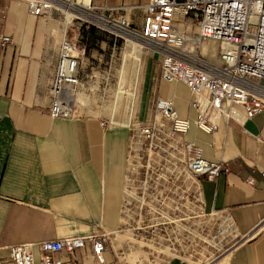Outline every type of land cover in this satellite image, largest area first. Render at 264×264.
Listing matches in <instances>:
<instances>
[{
	"label": "built area",
	"instance_id": "built-area-1",
	"mask_svg": "<svg viewBox=\"0 0 264 264\" xmlns=\"http://www.w3.org/2000/svg\"><path fill=\"white\" fill-rule=\"evenodd\" d=\"M6 1L23 2L33 17L53 11L78 13L86 29L151 46L159 56L160 78L184 83L197 114L180 116L172 98L157 95L149 115L128 124L117 227L13 244L3 264H86L89 259L93 264H127L125 251L133 253L138 243H157L156 255L165 258L164 264L174 257L191 261L197 217L208 223L199 228L216 252L212 259L231 250L239 241L234 221L225 209L206 212L200 187L201 179H217L224 161L204 159L201 148L184 135L192 123L212 133L221 117L241 121L264 112V0H147L139 26L126 15L94 11L90 3L78 0ZM206 40L219 43L217 62L199 52ZM9 41L8 35L0 36L1 45ZM83 55V46L63 37L50 84V116H72L68 98L79 83ZM257 140L263 141L262 136ZM260 174L264 179V168Z\"/></svg>",
	"mask_w": 264,
	"mask_h": 264
},
{
	"label": "crops",
	"instance_id": "crops-1",
	"mask_svg": "<svg viewBox=\"0 0 264 264\" xmlns=\"http://www.w3.org/2000/svg\"><path fill=\"white\" fill-rule=\"evenodd\" d=\"M25 7L0 0V36L10 38L0 44V264L13 244L117 227L124 193L127 123L49 115L60 38L44 30L47 15L33 17ZM62 24L65 32L66 19ZM158 83V95L172 98L180 116H196L184 83ZM184 139L204 159L224 161L216 180H200L203 209L227 210L239 241L211 264L225 256L224 264H264V112L241 121L221 117L212 133L192 123ZM166 264L193 263L174 257Z\"/></svg>",
	"mask_w": 264,
	"mask_h": 264
},
{
	"label": "rangeland",
	"instance_id": "rangeland-1",
	"mask_svg": "<svg viewBox=\"0 0 264 264\" xmlns=\"http://www.w3.org/2000/svg\"><path fill=\"white\" fill-rule=\"evenodd\" d=\"M145 1L92 0L90 5L94 11H111L115 14L126 15L130 22L139 26ZM26 11L30 15L27 9ZM46 15L48 20L44 30L47 35L50 33L58 35L60 43L66 36L68 40L84 47L79 70V83L76 87L77 92L71 99L72 116L97 115L106 124L122 125L125 122L127 127L133 118L138 116L144 118L149 115L154 99L158 95V82L161 80L159 56L151 46L126 36L123 38L114 37L96 28L94 30L86 29L82 17L74 18L71 23L69 22L64 33L62 31V21H65L64 13L53 11ZM192 30L195 29L192 28ZM204 42L206 43L200 44L201 53L209 60L217 61L218 42L213 40ZM124 89L132 92V96L124 94L127 93ZM126 96L130 99L128 100ZM207 225L205 219L196 218L193 237L194 255L191 260L193 264H210L220 258L212 259L216 252L212 251L206 242L209 241V236L199 228L200 226L206 228ZM186 226L187 224L183 223L181 227ZM133 246V253L125 251L124 256L128 260L127 264L165 263L164 257L156 255L157 243H153V245L138 243Z\"/></svg>",
	"mask_w": 264,
	"mask_h": 264
},
{
	"label": "bare ground",
	"instance_id": "bare-ground-1",
	"mask_svg": "<svg viewBox=\"0 0 264 264\" xmlns=\"http://www.w3.org/2000/svg\"><path fill=\"white\" fill-rule=\"evenodd\" d=\"M81 4H84V5H86V4H88V3H90V1L91 0H78ZM63 13H64V16H65V19H66V21H67V23H71L72 22V20L74 19V18H78V17H80V16H83V15H79L78 13L77 14H75V13H73V12H68V11H63ZM65 33V32H64ZM64 36V35H63ZM214 41V40H213ZM203 43H206V42H203ZM202 43V44H203ZM201 44V45H202ZM219 44V43H218ZM136 45V44H135ZM137 45H139V44H137ZM201 45H200V53H201ZM140 46V45H139ZM202 54V53H201ZM202 56H204L203 54H202ZM204 58H206V57H204ZM207 59V58H206ZM208 61H210V62H217L218 61V59H217V61H211V60H209V59H207ZM137 65V64H136ZM136 71H137V69H136ZM136 71H135V73H136ZM124 91H127L126 89H124ZM76 92H77V90L76 89H73V91L70 93V95H69V98H68V107L71 109L72 108V106H71V99H73L74 97H75V94H76ZM131 93L132 92H130V91H127V93H124V94H126L127 96H128V94L130 95V97H131ZM126 96V98H128V100L130 99V97H127ZM124 99V98H123ZM125 102H127V101H125ZM124 102V106L126 105V103ZM226 260H227V256H225L222 260H221V262H220V264H224L225 262H226ZM211 264V263H210Z\"/></svg>",
	"mask_w": 264,
	"mask_h": 264
},
{
	"label": "trees",
	"instance_id": "trees-1",
	"mask_svg": "<svg viewBox=\"0 0 264 264\" xmlns=\"http://www.w3.org/2000/svg\"><path fill=\"white\" fill-rule=\"evenodd\" d=\"M95 28L94 27H90L89 30H94Z\"/></svg>",
	"mask_w": 264,
	"mask_h": 264
}]
</instances>
